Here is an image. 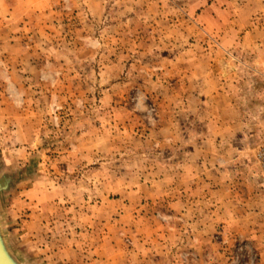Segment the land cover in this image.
<instances>
[{
    "label": "rangeland",
    "instance_id": "obj_1",
    "mask_svg": "<svg viewBox=\"0 0 264 264\" xmlns=\"http://www.w3.org/2000/svg\"><path fill=\"white\" fill-rule=\"evenodd\" d=\"M87 3L88 0H58L46 12L49 16L44 22L28 25L29 15L18 0H0V171L4 174L0 188L8 185L9 189L13 180L18 179L13 173L5 174L6 170L28 168L38 176V190L49 188L69 194L72 200L66 199L64 203L66 217H71L67 212L72 206H85L90 213L97 206L95 213L101 220L94 235L102 240L111 234L107 223L118 228L112 233L121 240L122 248L114 250L121 254L125 264H259V258L248 256L244 248L229 244L225 238L220 239L218 233H214L216 237L210 233L209 241L204 242L199 232L184 225L181 216L170 212L167 201L157 204L143 199L142 212L128 215V221L120 220L126 204L115 202L121 197L119 190L125 186L152 187L149 175L155 169L156 158L164 156L163 163L168 157L158 150L160 140L158 136L154 138V131L159 129V108L167 109L169 104L152 100L154 82L168 76L164 69L151 68V61L143 60L142 52L131 51L140 49L136 48L138 33L135 23L121 22L127 9L122 6L123 0H112L101 16L90 13ZM256 4L257 13L249 28H244L238 47L223 45L205 35L203 40L189 38L172 43L223 53L212 57L214 62H223L222 71L216 74L218 78L223 73L224 78L236 80L234 93L243 116L242 125L247 126L243 130H249L242 137L246 142L252 141L243 150V165L237 169L246 175L257 173L251 149L264 135V0H257ZM175 7L178 14L186 9L180 1ZM183 17L188 19L185 13ZM150 48L151 60L156 59L160 66L169 64L174 47H170L168 39L155 44L149 41ZM143 61L145 64H141ZM110 66L116 69L108 71ZM191 124L192 135H182L180 144L187 149L203 137L197 129L199 121L193 120ZM21 126L28 129L22 130ZM110 132L121 139L124 150L104 159L102 146ZM120 132L121 136L115 135ZM98 189L110 192L115 207L108 205L106 210L111 215L96 204L95 198H89ZM260 190L264 191V187ZM145 211L149 213L148 235L138 232L139 223H134ZM3 217L5 224L6 214ZM81 249L84 263L91 264L93 248L86 245Z\"/></svg>",
    "mask_w": 264,
    "mask_h": 264
},
{
    "label": "crops",
    "instance_id": "obj_2",
    "mask_svg": "<svg viewBox=\"0 0 264 264\" xmlns=\"http://www.w3.org/2000/svg\"><path fill=\"white\" fill-rule=\"evenodd\" d=\"M21 1L18 0L19 6ZM57 1L23 0L20 7L29 15L26 24L44 22L49 16L46 12ZM110 1L88 0L87 7L90 13L101 16L112 3ZM178 1L186 8L181 14L175 9ZM256 1L247 0L242 4L239 0H123L122 6L127 9L121 22L135 23L138 33L136 48L140 49L131 51L142 52L143 60L151 61V64L147 63L152 65L151 68L164 69L168 76L157 78L154 82L156 91L155 88L152 90L153 101L169 104L167 109L159 108V129L154 131V138L158 136L160 140L156 145L158 150L168 157L163 163L164 156L156 158L155 169L149 175L152 187L125 186L119 190L121 197L115 202H125V212L120 215V220L128 221V215L143 211V199L157 204L167 201L170 212L181 216L184 225L199 232L198 236L204 242L209 241L210 233L213 237L218 233L220 239L225 238L229 244L244 248L248 256L259 258V264H264V191L260 190L264 187V179L257 170L256 174L252 171L249 175L237 170L243 165V150L252 141L246 142L242 137L249 130H243L247 126L242 125L243 116L237 104V93H234L236 80L224 78L223 73L220 74L222 79L218 78L216 72L222 71L223 62H214L212 57L222 56L221 51L203 52L199 47L172 44L178 43L179 39L203 40L207 36L223 45L240 46L244 28H249L252 16L257 13ZM75 6L77 8L78 4ZM184 13L188 19L183 17ZM163 39H168L170 47L174 48L169 64L160 66L156 59H150L152 48L148 50V47L149 41L155 44ZM80 47H83L82 43ZM75 49L82 55L78 45ZM141 64H145L144 61ZM115 69V66L108 67V71ZM109 76L112 80L111 72ZM142 97L148 101L143 93ZM193 120L199 121L197 129L203 137L187 149L180 144L182 135H192ZM21 129L28 128L21 126ZM122 134L115 133L116 136ZM108 137L102 146L104 159H111L124 150L121 139L115 138L112 132ZM254 149H251L252 161ZM12 169L18 170L12 167L5 174L13 173L18 179L13 180L5 193L0 191V224L7 247L21 264H85L81 247L86 245L93 248L91 264H125L121 254L114 250V247L122 248L121 240L112 233L118 228L107 223L111 234L102 240H97L94 235L99 231L96 224L98 226L101 220L95 213L97 206H93L92 213L85 206H72L67 212L71 217H66L64 203L71 199L69 194L49 188L38 190L35 171L25 168L13 172ZM0 172L1 177L4 174ZM92 179L97 182V178ZM101 179L102 176L98 182L101 183ZM110 195L107 190L98 189L89 198H95L96 204L105 207L107 212L106 206L115 207ZM114 211L117 213L118 210ZM107 213L111 215L112 212ZM5 214L8 222L4 224ZM148 215L145 211L143 217L134 220L139 223L137 231L144 235L150 230ZM78 229L85 232L79 234Z\"/></svg>",
    "mask_w": 264,
    "mask_h": 264
},
{
    "label": "water",
    "instance_id": "obj_3",
    "mask_svg": "<svg viewBox=\"0 0 264 264\" xmlns=\"http://www.w3.org/2000/svg\"><path fill=\"white\" fill-rule=\"evenodd\" d=\"M8 185L1 190H7ZM0 264H21L10 252L9 248L6 246V241L4 239L3 231L0 228Z\"/></svg>",
    "mask_w": 264,
    "mask_h": 264
},
{
    "label": "built area",
    "instance_id": "obj_4",
    "mask_svg": "<svg viewBox=\"0 0 264 264\" xmlns=\"http://www.w3.org/2000/svg\"><path fill=\"white\" fill-rule=\"evenodd\" d=\"M253 163L259 175L264 179V135L254 146Z\"/></svg>",
    "mask_w": 264,
    "mask_h": 264
},
{
    "label": "bare ground",
    "instance_id": "obj_5",
    "mask_svg": "<svg viewBox=\"0 0 264 264\" xmlns=\"http://www.w3.org/2000/svg\"><path fill=\"white\" fill-rule=\"evenodd\" d=\"M0 228H1V224H0ZM2 229V228H1ZM6 246H7V244H6Z\"/></svg>",
    "mask_w": 264,
    "mask_h": 264
}]
</instances>
